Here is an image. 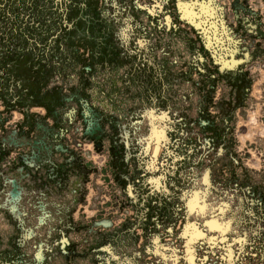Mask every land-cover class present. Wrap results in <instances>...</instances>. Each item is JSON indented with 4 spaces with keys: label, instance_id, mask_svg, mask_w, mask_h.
Masks as SVG:
<instances>
[{
    "label": "rangeland",
    "instance_id": "rangeland-1",
    "mask_svg": "<svg viewBox=\"0 0 264 264\" xmlns=\"http://www.w3.org/2000/svg\"><path fill=\"white\" fill-rule=\"evenodd\" d=\"M0 264H264V0H0Z\"/></svg>",
    "mask_w": 264,
    "mask_h": 264
},
{
    "label": "flooded vegetation",
    "instance_id": "flooded-vegetation-1",
    "mask_svg": "<svg viewBox=\"0 0 264 264\" xmlns=\"http://www.w3.org/2000/svg\"><path fill=\"white\" fill-rule=\"evenodd\" d=\"M159 149V148H158Z\"/></svg>",
    "mask_w": 264,
    "mask_h": 264
}]
</instances>
